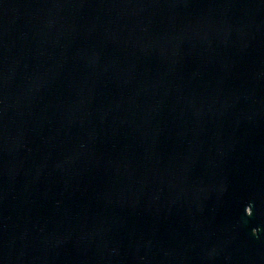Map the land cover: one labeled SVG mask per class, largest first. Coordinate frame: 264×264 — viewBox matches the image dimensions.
<instances>
[{"label": "water", "instance_id": "water-1", "mask_svg": "<svg viewBox=\"0 0 264 264\" xmlns=\"http://www.w3.org/2000/svg\"><path fill=\"white\" fill-rule=\"evenodd\" d=\"M0 264H264V0H0Z\"/></svg>", "mask_w": 264, "mask_h": 264}]
</instances>
